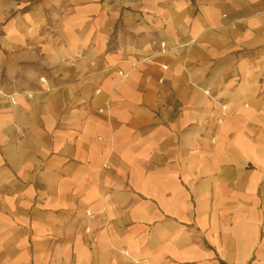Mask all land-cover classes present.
<instances>
[{
	"label": "crops",
	"instance_id": "obj_1",
	"mask_svg": "<svg viewBox=\"0 0 264 264\" xmlns=\"http://www.w3.org/2000/svg\"><path fill=\"white\" fill-rule=\"evenodd\" d=\"M0 264H264V0H0Z\"/></svg>",
	"mask_w": 264,
	"mask_h": 264
},
{
	"label": "built area",
	"instance_id": "obj_2",
	"mask_svg": "<svg viewBox=\"0 0 264 264\" xmlns=\"http://www.w3.org/2000/svg\"><path fill=\"white\" fill-rule=\"evenodd\" d=\"M165 48V46H163Z\"/></svg>",
	"mask_w": 264,
	"mask_h": 264
}]
</instances>
